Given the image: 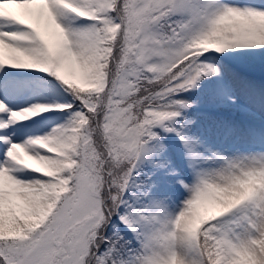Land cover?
I'll list each match as a JSON object with an SVG mask.
<instances>
[{
    "label": "snow or ice",
    "instance_id": "6c2138e0",
    "mask_svg": "<svg viewBox=\"0 0 264 264\" xmlns=\"http://www.w3.org/2000/svg\"><path fill=\"white\" fill-rule=\"evenodd\" d=\"M0 4V20L27 29L0 30V66L50 73L84 109L45 136L23 143L0 136L7 144L0 162V264H125L117 238L105 236L103 228L141 145L156 135L150 126L177 115L171 107L182 102L166 98L215 71L197 62L204 51L264 46V10L217 0ZM66 12L96 23L71 30L61 23ZM174 13L181 18L169 22L166 33L155 30ZM47 107L13 111L0 102V112L7 113L0 129ZM16 168L43 178L22 180L13 174ZM234 211L239 214L216 223ZM120 219L127 223L124 215ZM184 247L198 250L199 258L190 260ZM243 260L264 264V159L228 162L200 175L171 225L145 242L135 264Z\"/></svg>",
    "mask_w": 264,
    "mask_h": 264
},
{
    "label": "rangeland",
    "instance_id": "374dc122",
    "mask_svg": "<svg viewBox=\"0 0 264 264\" xmlns=\"http://www.w3.org/2000/svg\"><path fill=\"white\" fill-rule=\"evenodd\" d=\"M217 3L264 10V0H217ZM0 11H3V4H0ZM111 15L115 17L116 13ZM169 22L175 21L169 19ZM61 23L71 30H81L96 22L66 12ZM159 25L156 31H168L164 20L161 19ZM0 30L27 31L23 26L5 20H0ZM221 52L226 57L219 56L215 50H206L197 58L198 63L202 61L201 64L215 69L210 77L201 81L199 77L193 87L178 90L166 98L181 101L182 105L171 107L177 112L176 116L150 126V131L156 135L141 145L135 166L119 197L117 215L111 214L104 225L105 236L118 238L119 258L125 264H135L145 242L158 230L171 225L200 175L219 170L228 162L264 159V77H256V73L264 74V46L227 48ZM252 79L260 81L259 85L252 83ZM244 91L248 92V97ZM71 100L77 101V106L72 105ZM0 102L13 111L37 104L48 106L46 111L0 129V136L16 143L48 135L53 129L67 125L74 112L84 111L80 100L50 73L11 65L0 66ZM61 103L72 107L56 109ZM0 119H7V113L0 112ZM162 131L167 136H162ZM254 136L261 140L253 139ZM170 140L177 144V152L186 162L184 167L178 163ZM6 147L7 144L0 142V162ZM37 151L44 153L42 149ZM13 174L22 180L43 178L20 168L14 169ZM238 214L235 211L229 213L216 223ZM122 215L127 223L121 221ZM135 226L140 237L134 240ZM106 246L103 244L100 250ZM181 251L190 260L199 258L198 250L184 247ZM241 264L251 262L243 260Z\"/></svg>",
    "mask_w": 264,
    "mask_h": 264
},
{
    "label": "bare ground",
    "instance_id": "6f19581e",
    "mask_svg": "<svg viewBox=\"0 0 264 264\" xmlns=\"http://www.w3.org/2000/svg\"><path fill=\"white\" fill-rule=\"evenodd\" d=\"M243 77H244V76H243ZM246 79H247V78H246ZM242 80H243V79H242ZM242 80H240V81H242ZM243 81H244V80H243ZM258 82H260V81H258ZM258 82L256 81V79H255V80L252 79V83H254V84H256V85H259ZM242 83H243V82H242ZM247 83H248V82H247ZM252 83H251V84H252ZM243 84H244V83H243ZM260 84H261V83H260ZM239 85H240V84H239ZM262 86H263V85H262ZM240 90H241V89H240ZM250 90H251V89H250ZM243 93L248 97V92H247V91H244ZM254 93H255V92H254ZM254 93H253V94H254ZM249 94H250V93H249ZM250 95H251V94H250ZM258 95H259V94H258ZM255 96H256V95H255ZM254 98H256V97H254ZM254 98H253V99H254ZM259 98H260V97H258V100H259ZM247 99H248V98H247ZM251 103H252V102H251ZM256 103H257V102H256ZM262 103H263V102H262ZM258 105H259V104H258ZM262 105H263V104H262ZM263 111H264V110H263ZM263 111H262V112H263ZM256 112H257V111H256ZM257 114H258V113H257ZM246 115H247V114H246ZM257 124H259V123H257ZM259 125H260V124H259ZM260 126H261V125H260ZM260 132H262V131H260ZM255 149H256V148H255ZM256 150H257V149H256ZM258 152H259V150H258ZM261 152H262V151H261ZM263 153H264V152H263Z\"/></svg>",
    "mask_w": 264,
    "mask_h": 264
},
{
    "label": "trees",
    "instance_id": "16d2710c",
    "mask_svg": "<svg viewBox=\"0 0 264 264\" xmlns=\"http://www.w3.org/2000/svg\"><path fill=\"white\" fill-rule=\"evenodd\" d=\"M102 246H103V244L100 245V247H102Z\"/></svg>",
    "mask_w": 264,
    "mask_h": 264
}]
</instances>
